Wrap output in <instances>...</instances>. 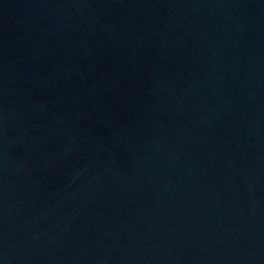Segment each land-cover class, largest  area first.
Returning <instances> with one entry per match:
<instances>
[{
    "label": "water",
    "instance_id": "water-1",
    "mask_svg": "<svg viewBox=\"0 0 264 264\" xmlns=\"http://www.w3.org/2000/svg\"><path fill=\"white\" fill-rule=\"evenodd\" d=\"M0 264H264V0H0Z\"/></svg>",
    "mask_w": 264,
    "mask_h": 264
}]
</instances>
